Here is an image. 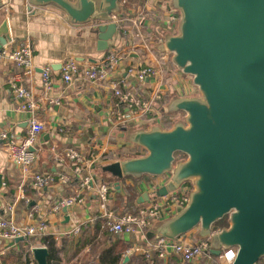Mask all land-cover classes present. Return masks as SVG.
<instances>
[{
  "label": "crops",
  "instance_id": "obj_1",
  "mask_svg": "<svg viewBox=\"0 0 264 264\" xmlns=\"http://www.w3.org/2000/svg\"><path fill=\"white\" fill-rule=\"evenodd\" d=\"M133 2H139L144 8L140 23L148 37L158 36L155 31L157 27L160 28L158 31L164 38L166 35H174L178 32L179 21L172 29L166 23L169 6L157 5L152 0H134ZM119 6L120 10L117 13L120 16L137 17L132 6L125 5L124 0L119 1ZM6 18H9L13 39L5 45L4 50H11L24 41L33 46L35 72L30 77H23L21 84L32 91L37 107L33 111L19 110L20 101L11 93L7 79L20 70L7 57L1 56L0 174L3 183L0 186V207L6 209L8 205H12L14 218L18 224H31L34 222L32 217H38L40 214L47 216L49 221L47 233L29 238L31 251L33 252L32 248L35 246H44L45 237L62 239L63 236L65 237L63 231L73 226L80 227L79 237H81L85 231L91 232L93 225L99 220L107 225L105 210L94 191L85 190V201L73 209L68 208L66 211L63 209L61 213L51 211L59 198L75 192L82 176L96 174L100 180L112 183L113 191L107 210L114 215L116 211L111 206L116 202L118 193L124 195L127 186L135 189L137 203H142L138 210L148 206L151 199L149 200L147 194L152 198L158 197L157 191L169 182L171 173L160 176L149 174L141 177L125 176L119 179L104 167L131 158L130 155L136 152L144 155L146 149L131 140V134L136 131L150 130L155 126L167 128L168 122H175L173 126L179 122H186L187 113L183 110H172V105L176 99L201 98V91L194 84L193 76L181 71L172 61L173 54L161 50V44L156 41L151 42L149 38L123 37L116 32L108 48L99 51L98 33L95 29L97 27H93L95 20L77 24L54 3L33 5L31 0H1L0 24ZM129 25L132 24L129 23ZM110 48L117 49L122 56L115 78H125L126 85L141 100L150 102L152 105L151 111L130 120L126 125L118 122L116 113L121 110L128 112V107L119 104L109 82L97 85L82 79L67 86L61 78V65L66 59L75 57L84 63L91 62L101 58ZM146 64L153 65L156 74L145 82H139L127 73V68L130 66ZM46 66L52 67L53 88L50 91H47L42 83V70ZM34 116L45 123V130L38 136L36 142L39 153L34 166L35 170L55 175L67 174L70 178L67 183L57 180L50 187L34 188L31 178L23 177L21 167L10 159L5 149L1 132L12 130L24 135L29 120ZM68 149H74L88 161L82 164L81 174L77 175L74 172V166L69 158L64 157L63 161L56 158V154L63 156ZM112 180L114 183L120 181L121 191L115 189ZM185 183L180 189L186 186L189 187V191L195 189L192 180L187 181V185ZM141 197L143 202H140ZM32 213H34L33 216H31ZM176 213L175 209L163 214L154 222L152 230L158 229L164 221ZM200 231L201 228L198 226L177 238L185 242H195L204 239ZM97 237H102L100 232ZM117 237L127 246V249L134 244L145 242L141 234L124 233L117 234ZM20 241L0 240V264H3L2 257L17 248ZM225 250L229 249H224L219 256L212 254L209 250L196 263L185 262L173 254L161 260L165 264L174 263L175 258L182 264H218V261L225 257L222 256L227 252ZM123 255L125 261L130 260L131 257L141 256L140 254L126 256L125 252ZM216 256L219 259L215 258Z\"/></svg>",
  "mask_w": 264,
  "mask_h": 264
},
{
  "label": "water",
  "instance_id": "obj_2",
  "mask_svg": "<svg viewBox=\"0 0 264 264\" xmlns=\"http://www.w3.org/2000/svg\"><path fill=\"white\" fill-rule=\"evenodd\" d=\"M119 1L31 3H54L77 24L103 22L95 29L97 48L104 51L117 32V24L109 21L120 10ZM171 5L180 12L178 32L166 35L161 50L171 52L173 63L193 76L202 96L174 101L172 110L187 113L185 123L131 134L145 155L104 169L119 179L170 172L158 196L192 180L195 189L189 191L188 204L178 206L173 217L147 236L177 238L200 226L202 238H210L212 254L235 247L231 264H257L264 257V0H172ZM12 39L6 18L0 24V53ZM177 153L187 159L174 167ZM114 185L121 191L120 181ZM226 215L229 227L213 232ZM33 254L37 264H47L46 246L34 247Z\"/></svg>",
  "mask_w": 264,
  "mask_h": 264
},
{
  "label": "built area",
  "instance_id": "obj_3",
  "mask_svg": "<svg viewBox=\"0 0 264 264\" xmlns=\"http://www.w3.org/2000/svg\"><path fill=\"white\" fill-rule=\"evenodd\" d=\"M134 0H124V4H130L137 17L120 16L117 12L111 14L109 22L117 24V32L123 37L138 39H147L151 42L156 41L161 45L165 38L158 31L156 37L150 36L143 30L141 25V15L144 13L143 6ZM157 5L169 6L166 23L172 29L179 21L180 14L177 9L172 7V0H152ZM141 16V17H140ZM108 21H104V23ZM101 21H95L93 27L100 25ZM132 24V25H129ZM157 39V40H155ZM1 56L7 57L20 70L18 73L10 75L7 84L13 96L20 101L19 110L33 111L36 107V101L33 99V93L30 89L21 84L23 77H30L35 72L33 61V46L24 41L11 50H3ZM122 59L120 51L117 49H108L105 54L95 61L81 62L75 57L66 59L61 65V78L67 85H73L80 80H87L93 84L102 85L109 82L112 86L114 95L118 98L120 105H126L128 112L117 111L116 118L120 124L126 125L130 120L141 117L151 111L150 102L141 100L130 87L126 85L123 78H115L117 67ZM127 73L132 75L139 82H145L156 74V69L151 64L142 66H130ZM42 83L47 91L53 88L52 67L46 66L42 70ZM45 130V123L37 117H32L28 122L27 131L20 135L12 130L1 132V139L4 142L5 149L10 157L18 166L21 167L23 177L31 178L32 185L36 189H43L54 185L57 180L61 183H67L70 178L67 174L58 175L40 172L35 170L39 150L36 148L38 136ZM54 150V148H53ZM64 157L69 158L74 166V172L81 174L82 164L87 163L84 157L74 149H68L63 156L56 154V158L63 161ZM94 191L104 208L107 217V226L115 234H141L144 237L143 244H134L125 251L126 256L140 254L146 258H151L154 253L159 259H166L170 254L178 256L185 262H198L210 250V238L200 239L195 242H185L180 238H170L164 235L149 238L147 234L152 231L155 220L163 214L175 210L178 206H186L189 202V187L179 188L177 191L166 196L153 197L157 200H151L150 204L141 208L137 213H125L122 216H116L107 210L110 202L113 186L99 179L96 174H90L80 177L77 188L72 195L59 198L51 208L54 213H61L64 208H75L85 201L84 191ZM14 207L8 205L6 209L0 207V240L16 241L19 238H34L47 233L49 221L46 215L40 214L38 217H32L34 222L31 224H18L14 218ZM34 213L31 214L33 216ZM80 233L79 226L63 231V235L72 236ZM46 246V245H44ZM38 247V246H35ZM47 247V246H46ZM34 248V247H33ZM32 248V250H33ZM237 253V248L233 247L227 250L222 256H225L227 263L231 264Z\"/></svg>",
  "mask_w": 264,
  "mask_h": 264
},
{
  "label": "trees",
  "instance_id": "obj_4",
  "mask_svg": "<svg viewBox=\"0 0 264 264\" xmlns=\"http://www.w3.org/2000/svg\"><path fill=\"white\" fill-rule=\"evenodd\" d=\"M175 122H168L167 128H171ZM143 148V147H141ZM144 149V148H143ZM180 154V157L186 156L184 153ZM131 157L142 156L140 152H136ZM137 194L133 187H125V193L122 195L118 193L116 202L112 204V208L116 211V215L122 216L126 212L137 213L138 208L142 203H137ZM226 215L224 218L217 221L213 226V231L229 227L230 223ZM104 237V242L101 243V247L98 250V260L100 264H165L161 259L158 258L157 254L154 253L151 258H146L143 255L137 257H131L130 260L125 261L123 257L127 246L122 243L117 237V234L111 232L106 224H102L101 221H97L93 225V230L85 231L78 239H62L63 242L59 243V240L51 239L45 237L43 239V244L47 246L49 250V256L47 264H62L66 256H69L71 246L74 247L73 255H76L82 248L86 247L88 244L94 242V238L97 237L98 233ZM70 241V247L67 249V242ZM34 254L31 251L30 239H24L18 243V247L11 250L7 255L2 257L3 264H37L34 259ZM172 264H182L179 260L175 258V262ZM190 264V263H186ZM257 264H264V257H262Z\"/></svg>",
  "mask_w": 264,
  "mask_h": 264
},
{
  "label": "rangeland",
  "instance_id": "obj_5",
  "mask_svg": "<svg viewBox=\"0 0 264 264\" xmlns=\"http://www.w3.org/2000/svg\"><path fill=\"white\" fill-rule=\"evenodd\" d=\"M177 25V23H176ZM147 153V151L145 150L144 155ZM180 156L177 155V160L174 163V167L176 166V164L183 159H179ZM187 159V157H185ZM170 174V172H169ZM111 182L114 183V181L112 180ZM112 184V183H111ZM185 185H187V182L185 183ZM149 200H157L156 198H152L151 196H149V194H147ZM229 218V216H228ZM229 220V219H228ZM156 221V220H155ZM81 233V232H80ZM80 233L74 236H63L62 239H66V240H70V239H78V237L80 236ZM60 239L59 243H62L63 240ZM67 242V241H66ZM104 242V237L102 236L101 238L99 237H95L94 238V242L88 244L86 247L82 248L81 251H79L76 255H73L74 253V247L71 246L69 242H67V249L71 246L70 252H69V256H66V258L63 260L62 264H100L99 260H98V250L101 247V243ZM227 251V250H225ZM215 258H218L217 256ZM219 259V258H218ZM226 263V259H220L218 261V264H225Z\"/></svg>",
  "mask_w": 264,
  "mask_h": 264
},
{
  "label": "flooded vegetation",
  "instance_id": "obj_6",
  "mask_svg": "<svg viewBox=\"0 0 264 264\" xmlns=\"http://www.w3.org/2000/svg\"><path fill=\"white\" fill-rule=\"evenodd\" d=\"M178 155L180 156V154H178ZM185 157H187V156L180 157V158L183 159V160H185V159H186ZM180 158H179V159H180Z\"/></svg>",
  "mask_w": 264,
  "mask_h": 264
}]
</instances>
